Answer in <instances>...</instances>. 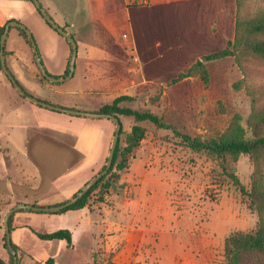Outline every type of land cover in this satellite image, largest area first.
I'll return each instance as SVG.
<instances>
[{
    "label": "rangeland",
    "instance_id": "rangeland-1",
    "mask_svg": "<svg viewBox=\"0 0 264 264\" xmlns=\"http://www.w3.org/2000/svg\"><path fill=\"white\" fill-rule=\"evenodd\" d=\"M111 6L118 12L119 0H99L95 37L89 27L80 32V38L75 31L83 27L76 28L75 25L71 29L73 32L67 30L77 43L81 41L82 44L79 46L78 43L73 79L54 83L57 88L90 90L105 87L111 94L104 97L132 96L134 101L125 105L151 112L182 134L203 141L219 139L236 116L241 117L246 139L264 136V121H250L254 112L264 114V56L247 47V40L264 41V33L246 30L243 41L234 48V56L206 63L210 73L208 83L198 74L172 82L206 55L227 48L228 42L236 38L239 22L242 25L258 22L264 14V0H235L234 22L229 25L226 19L220 23L219 31L213 32L207 23L209 14L198 19L194 13L190 17L175 12L150 16L158 24L159 30L155 32L160 37L158 47L149 45L153 34L146 23L147 15L144 20L133 15L128 27L117 13L112 18L115 27L112 33L106 26ZM126 35L128 41L124 38ZM91 42H102L103 46L99 48L103 51H94L101 62L86 61L93 50ZM16 97L13 87L5 88L0 84V108L10 111ZM22 112L25 115H14L9 122L2 123L5 132V137L0 138L2 151L7 148L19 160L21 152H28L41 168L51 165L58 171L67 158L65 149H69L70 142L55 131L40 135L33 127L27 130L19 126L8 127L9 124L26 125L25 122L36 126L41 119L36 114ZM62 116L71 115L63 113ZM122 124L125 133L120 139L124 146L126 134L135 120L123 117ZM142 126L146 137L134 156L139 151L144 154L153 171L140 174L134 170L131 178L137 179L127 183L128 190L120 196L136 204L130 209L127 220L130 226L124 228L122 245L109 253L101 247V240L97 250L85 241V247L63 251L58 258L59 264H89L94 252L99 254L98 264L109 261L116 264H226L227 238L233 232L254 231L258 222L264 220V212L259 215L251 198L233 183L224 166L234 170L248 193L257 185L264 191V150L259 148L237 161L227 156L224 163L207 152L191 150L172 129H160L148 122ZM25 132L30 134L28 142L24 140ZM11 138L14 144L10 143L8 148ZM139 158L144 159V156ZM108 193L105 190L93 193L89 206L106 203ZM39 217L43 220H25V223L42 234L60 230L62 222L72 226L76 221L73 217L61 221L49 214ZM31 242L26 239V243ZM18 262L35 264L29 257L19 258ZM243 264H264V251L246 253Z\"/></svg>",
    "mask_w": 264,
    "mask_h": 264
},
{
    "label": "crops",
    "instance_id": "crops-1",
    "mask_svg": "<svg viewBox=\"0 0 264 264\" xmlns=\"http://www.w3.org/2000/svg\"><path fill=\"white\" fill-rule=\"evenodd\" d=\"M45 11L61 27L66 26L69 32L75 25L76 36L82 37L80 32L89 27L90 32L95 37L96 24L99 22V0H39ZM118 12L113 9L108 13L107 28L114 33L112 18L118 13L122 20L130 27L134 16H139L143 20L144 16H149L146 20L149 31L153 34L149 45L158 47L160 38L155 32L158 28L156 21L150 16L158 17L164 13L175 12L182 16H189L194 13L198 19L206 15L209 30L211 32L220 29L221 22L227 24L234 22L235 0H119ZM111 18V19H110ZM16 20L24 24L33 34L46 70L54 76L63 77L67 71L70 56V47L66 38L59 35L49 27L45 20L39 15L35 4L29 0H0V27L7 22ZM12 26L9 30L6 44L5 57L9 70L21 82V84L35 97L55 106L96 112L106 104H111L117 97L109 96L107 88L101 89H77L68 87L57 88L53 84L42 81L40 71L35 64L33 48L22 36L21 32ZM15 28L17 30H15ZM224 29V28H222ZM127 41L129 40L128 35ZM79 40V39H77ZM82 40V39H81ZM79 46L81 41H78ZM77 43V44H78ZM93 50L87 56V62H101L96 58L95 50L100 51L101 43H89ZM103 51V50H102ZM132 52H134L132 50ZM111 57V56H110ZM78 59V58H77ZM4 72L0 71V84L2 87H13ZM7 78V79H6ZM73 79V78H72ZM9 83V84H8ZM10 85V86H7ZM14 88V87H13ZM17 92V97L9 109L0 108V138L5 137L3 122H9L11 117L25 115L22 110L39 116L36 126L19 124H9V126H19L24 129L36 128L40 135L45 132H58L64 135L65 140L70 142L69 149H65L66 160L62 166L55 171L53 166L41 168V164L31 157L28 152H21V160L12 156L6 148L4 151L0 147V201L2 208V220L6 214L15 206L21 204L35 206H54L62 204L76 195L90 180H92L103 168L109 156L112 141L114 138L116 125L109 119H95L77 116H62L59 112L43 108L32 103L27 98ZM98 96L96 99L94 97ZM103 96V97H101ZM112 96V95H111ZM55 102V103H54ZM9 112H8V111ZM123 117H121V121ZM29 132H25L24 140L28 142ZM14 144L13 139L8 141ZM0 139V145H1ZM134 156L127 171L121 174L120 179L112 186L107 194V202L100 206H89L81 210L68 211L66 214H54L61 221L65 218L76 219L74 225L67 226L62 222L61 229L72 232L74 249L78 246L85 247L89 241L90 246L94 245L97 250L99 240L105 251L113 252L123 243L124 228L130 226L128 217L131 207H135L130 201H126L120 196L128 190L127 183L137 178H131V174H147L153 171L149 166L147 157L144 154ZM140 155L144 156L139 158ZM132 203V204H131ZM97 211L95 214L94 212ZM41 212H18L13 218V231L11 232L12 242L19 248L18 258L29 257L35 264H46L52 258L54 264H59L58 258L63 251L69 250L67 242L43 241L38 237V233L30 229L25 220H43V217L34 214ZM51 215V214H49ZM60 229V230H61ZM122 232V233H121ZM4 227L0 229V259L4 264H10V254L4 246ZM123 236V238H122ZM32 242L26 243V239ZM86 241V242H85ZM21 264V263H19Z\"/></svg>",
    "mask_w": 264,
    "mask_h": 264
},
{
    "label": "trees",
    "instance_id": "trees-1",
    "mask_svg": "<svg viewBox=\"0 0 264 264\" xmlns=\"http://www.w3.org/2000/svg\"><path fill=\"white\" fill-rule=\"evenodd\" d=\"M33 2L32 0H29ZM41 8L43 6L41 5ZM44 9V8H43ZM39 15L43 18L41 12L39 9H37ZM44 19V18H43ZM45 20V19H44ZM46 24L51 27L53 30H55L46 20ZM8 23V22H7ZM6 23V24H7ZM21 23V22H19ZM6 24L3 27H0V40L1 36L5 31ZM246 27V28H245ZM22 34V36L27 40L28 44L32 48L31 40L29 36L27 35L26 31L24 29H21L19 27H16ZM64 30L67 31L66 26L62 27ZM242 28H244L242 30ZM248 30L249 33H264V14L260 17L258 22L256 23H247L242 25L241 22L237 24V33L236 38L234 41H229L228 46L225 49H222L220 51L211 53L209 55H206L203 59L198 60L186 73H181L176 79H174L172 82H179L182 79H185L187 77L193 76L195 74H198L201 79L208 83L210 80V73L207 69L206 63L211 61H216L220 59H224L226 57L234 56V48L238 43L243 41L244 32ZM56 31V30H55ZM57 32V31H56ZM58 33V32H57ZM59 34V33H58ZM61 35V34H59ZM62 36V35H61ZM74 38V36L72 35ZM35 39V38H34ZM247 40V38H246ZM68 42V40L66 39ZM247 47L252 50L254 53L259 54L261 56H264V41L262 40H247ZM70 47V56L68 60V67L67 71L63 76H67L70 71V62L72 58V46L68 42ZM38 47V45H37ZM1 50V46H0ZM5 53V52H4ZM38 53L39 56L42 59V55L40 53L39 47H38ZM6 54V53H5ZM35 56V53H34ZM43 62V60H42ZM35 64L38 67L36 58H35ZM44 65V63H43ZM9 69V68H8ZM39 69V67H38ZM46 69V68H45ZM0 71H2L1 63H0ZM40 71V69H39ZM47 71V70H46ZM10 74L12 75L13 79L16 81V83L21 86L22 90L25 92V95L22 96L26 98V96H33L22 84L21 82L14 76V74L9 70ZM47 73L50 76H54L51 73L47 71ZM40 76L42 81L47 82L49 84L51 83L49 80H47L43 74L40 71ZM10 81V80H9ZM11 83V82H10ZM13 86V84H11ZM14 87V86H13ZM15 88V87H14ZM134 101V98L132 96L128 95H122L117 97L111 104H106L103 107H101L96 112L99 113H105V114H112L117 116L121 121V117H128L133 118L135 120V124L133 125L131 131L126 134L125 137V145H122V140L119 138L116 151L113 158L112 166L109 170V172L101 178L81 199H79L74 205L59 211V212H47V214H64L68 211H76L81 210L86 207H89L90 205V198L93 195V193H96V191L105 190L106 193L110 192V189L112 186L120 179L121 174L125 171H127L130 167V161L134 157L135 150L140 146L141 142L146 137V130L142 126V123H151L155 125L156 127L160 129H166L170 130L172 129L174 133L177 135V137H181L183 140V144L186 145L188 148H190L193 151L196 152H207L215 159L220 160L221 162L226 161L227 156H231L234 161H237L242 155H252L254 154L259 148L264 150V136L260 137L256 140H248L245 137V129L240 123V116H236L235 119L230 124L229 128L226 130V132L219 138V139H213L210 141H203L200 138H193L191 136L182 134L177 130V128L167 122H165L161 117L146 111H140L133 109L132 107L125 105L127 102ZM264 121V114L259 115L258 113L254 112L251 117L250 121ZM124 128L122 124L121 134L122 136L124 134ZM108 158L106 160L105 165L101 169L103 171L106 168ZM100 171V172H101ZM224 171L226 174L230 177V179L233 181V183L237 186H240L241 192L248 195L252 200V205L255 207L257 212L260 216L263 215L264 212V191L257 185V188L253 189L252 192L248 193L245 190L244 185L241 183L238 176L235 174L234 170L229 169L227 166H224ZM99 172V173H100ZM98 173V174H99ZM76 196V195H74ZM23 211V210H21ZM32 212L31 210H25ZM20 212V211H18ZM16 212V213H18ZM14 213L9 220V227L10 231H13V218L16 215ZM2 220V208H1V201H0V223ZM3 227L0 225V229ZM38 237L43 241H54L59 242L61 240H65L67 242V248L69 250H75L73 246V237L72 232L69 230L61 229L52 233H38ZM4 246L8 250L7 245V238L6 234L3 238ZM12 246L15 249V251L18 253L19 248L12 242ZM264 251V220H260L257 224V228L254 231L251 232H233L226 240L225 244V252H226V264H243V259L246 253L248 252H263ZM10 254V264H13L14 258L13 255ZM99 254L97 252L93 253L92 261L89 262V264H98L97 258ZM19 259V258H18ZM2 261V260H1ZM4 264V262L2 261ZM55 260L50 258L46 264H54ZM19 264V262H18ZM107 264H116L112 261H109Z\"/></svg>",
    "mask_w": 264,
    "mask_h": 264
},
{
    "label": "water",
    "instance_id": "water-1",
    "mask_svg": "<svg viewBox=\"0 0 264 264\" xmlns=\"http://www.w3.org/2000/svg\"><path fill=\"white\" fill-rule=\"evenodd\" d=\"M33 3L35 4L36 8L40 10L43 18L59 33L61 34L64 38H66L68 40V42L71 44L72 46V58H71V62H70V71L69 74L67 76H63V77H53L50 76L46 69L45 66L43 65L42 59L39 56L38 53V47H37V42L34 39L33 34L29 31V29L22 23H19L16 20H11L6 24L5 27V31L1 36V40H0V46H1V50H0V63H1V67H2V71L4 72V74L7 76V78L10 80L11 84H13V86L16 88V90L21 94V96L25 95V92L22 90L21 86H19L16 81L13 79L12 75L9 72V69L7 67V63H6V57H5V44H6V40H7V36L9 33V30L12 26H17L21 29H24L27 33V35L29 36L30 40H31V44H32V48L33 51L35 53V57H36V61L38 64V67L41 71V73L43 74V76L49 80L51 83H64L66 81H70L75 74L76 71V63H77V58H78V44L77 41L75 40V38H73L66 30H64L60 25H58L55 20L45 11V9L41 8V3L39 0H32ZM26 98L31 101L34 104H37L43 108L52 110L54 112H59V113H65V114H69L71 116H77V117H85V118H95V119H109L112 120L115 125H116V130H115V134H114V138L112 141V145H111V149H110V153L108 156V161L106 164V168L101 171L99 174H97L92 180H90L77 194L76 196H73L71 199H69L68 201L59 204V205H54V206H35V205H28V204H21V205H17L14 208H12L4 217L3 220V227L6 233V238H7V245H8V249L9 252L13 255L14 258V262L13 264H18V255L17 252L15 251V249L12 246V239H11V231H10V227H9V220L10 217L21 210H31L34 212H59L62 211L72 205H74L79 199H81L101 178H103L110 170L112 163H113V158H114V154L116 151V147L120 138V134H121V129H122V124L120 122V119L112 114H105V113H99V112H92V111H84V110H76V109H71V108H65V107H59V106H55L51 103L45 102L40 100L39 98L35 97V96H26ZM0 264H3L1 259H0Z\"/></svg>",
    "mask_w": 264,
    "mask_h": 264
},
{
    "label": "built area",
    "instance_id": "built-area-1",
    "mask_svg": "<svg viewBox=\"0 0 264 264\" xmlns=\"http://www.w3.org/2000/svg\"><path fill=\"white\" fill-rule=\"evenodd\" d=\"M124 38H126V39H127V36H125Z\"/></svg>",
    "mask_w": 264,
    "mask_h": 264
}]
</instances>
